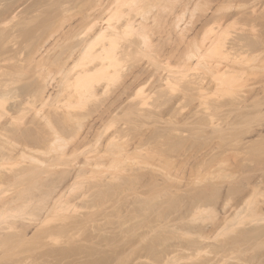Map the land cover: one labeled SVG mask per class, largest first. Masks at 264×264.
<instances>
[{"label": "rangeland", "instance_id": "374dc122", "mask_svg": "<svg viewBox=\"0 0 264 264\" xmlns=\"http://www.w3.org/2000/svg\"><path fill=\"white\" fill-rule=\"evenodd\" d=\"M56 1L65 3L63 5L65 7H72L69 12L73 18L71 21L75 20V23H78L77 18L82 17V14L76 12L83 8V0H0V9L4 10L11 6L9 7L11 11L0 10L2 13L5 12V16L8 11L11 12L8 19L2 21L5 24L2 26L11 33L13 31V34L16 31L17 34L20 28L17 30L16 28L30 21L31 23H28L30 27L34 26L35 30L37 26V29H40L38 25L41 19H49L55 12L58 6ZM209 1L210 9H216L217 16H225L218 21L219 23L217 22L220 25L223 21L222 28L217 26L216 22H211L220 28L219 31V28L217 30L215 27L218 35L215 32H213L215 35L211 34L226 37L227 45L239 39L242 47H238V51H234L235 54L244 55L246 58L252 56L253 61L248 64L240 62L236 64L237 62H233L231 58L229 61L221 58L223 63L220 64L223 66L232 62V66L243 71L235 72L231 83L225 82L218 88L211 87L206 92L189 86L186 79L172 87L156 88V92H152L149 99L154 105L145 109L148 111L141 109L118 114L116 120L113 119L116 124H112L113 120L109 121L113 127L105 125L109 126L108 131H105L107 127L104 126L101 127L103 132L99 130L102 134L100 137L103 138L94 139L92 143L89 141L90 144L86 142L82 145L80 134L75 137V128L66 125V129H69L66 133L63 130L65 137L75 138L73 144L72 142L70 144L74 146L78 143V146L82 147L75 150V154L73 152L72 155L70 153L71 156L68 154L64 160L61 159L62 156L56 155L57 153H54L55 156L51 155L54 161L61 162L62 165L59 167L58 163V166L50 167L56 170L54 174V171L47 169L48 165L44 168L48 161L47 155H44L46 159L42 155L46 160L43 166L38 162L34 163L40 164L39 167L46 169L47 172L51 171V176L55 175L52 178L48 175L51 173L47 174L46 170L42 174H40L42 171L38 173V169L32 165L34 161H31L30 166L37 169L32 172L39 175L37 176L39 183H35L37 179L32 172L30 174L32 173L34 178L29 176V172L25 173V170L19 172V169L26 165L23 168H32L28 167L29 161H22L24 158L18 157L19 155L16 158L14 156L13 160H4L5 162L1 163L2 167L0 166L4 177L8 174L9 179L13 174L15 176L16 172V175L25 173L35 184L44 182L41 187H44L42 189L46 191V193L43 191L46 195L59 186L63 188L62 179L65 177L66 182L69 179L66 174L71 173L73 176L67 183L65 182L66 187L68 186L67 188L64 186L67 189V194L63 195L65 201L61 204L57 201L58 205L57 202L55 204L57 208L50 209L48 213L42 207L40 199L38 200L39 196L48 198V195L45 197L42 192V196L41 187L36 186L38 190L30 178L28 180L25 175L19 174L22 176L21 179L26 180L18 179L16 181L19 182H14L13 176L11 177L13 179L7 180L5 177L6 181H2L5 179L0 174L2 184L0 201L15 196L17 191L23 188H29L27 193L36 195L34 197L36 204L32 203L34 201L31 203L41 204V209H45L44 213L47 214L43 216L40 212L42 218L38 215L41 219L36 220V223L33 218L30 228L25 226L31 224L29 220L32 216L29 217L27 213L26 222V216L20 215V219L25 217V221L22 220L23 230L30 229V232L26 233V229L23 231L20 228L23 235L25 233L28 235L18 243L11 242V236L15 235L13 240L17 241L15 239L19 238L18 234L21 233L15 234L10 230H17L20 220L16 216L22 213L16 214V211L15 216L12 211L10 218L15 216L18 219H11L19 220L18 225L14 222L16 227L10 225L13 229L7 230L11 228L9 223L12 224V221L9 222L10 218L8 221L0 222L4 225L0 228L8 227L0 229V232L11 233L8 239L5 238L9 236L8 233L2 232L4 235L2 233L3 236L0 235V264H264V0ZM53 2L57 4L55 7ZM244 3L247 6H244ZM230 5L231 7L225 8ZM60 7L59 5L58 8ZM32 20H35L34 24ZM13 25L16 27H12ZM197 25L198 33L195 32V37L201 39L203 30L208 25L200 21ZM67 27L70 28V25ZM224 28L225 30H221ZM41 30H37L34 40L38 39L37 34L39 36ZM56 48L51 49L49 54L54 55L61 49L59 46ZM33 71L27 72L32 76L31 80L24 76L30 83L25 79L24 81L29 85L19 84L24 93L27 92L25 90H28V86L32 90L39 85L38 76ZM31 84L36 86L32 87ZM155 84L157 85L156 82ZM18 93L21 94L20 90ZM81 111L85 112L82 109ZM44 127L37 118L35 122L23 125L16 136L27 137L35 142L41 135L39 140L41 138L43 143L48 135L47 128ZM117 127L125 133L127 128L130 129L127 135L122 132L124 136L118 132L120 133L118 137L122 135L125 137L123 139H126L122 141L123 143H130L127 145L128 158H122L115 168L102 167L100 170L94 168L92 164L86 165L83 162L84 158L86 156L93 158L103 147L108 134ZM51 158L48 157L49 161ZM64 164L69 165L67 167L69 170ZM76 167L78 169H74L76 172L72 173V169ZM80 167L84 170H81L82 173L81 171L78 173ZM64 169L67 170L66 173ZM62 171L65 173L63 178L60 176ZM58 175L62 183L57 178ZM45 178L50 180L47 181ZM49 181L55 185L51 191L47 187L48 185L51 187ZM47 182L50 184H46ZM30 184L36 189L30 190L32 188ZM68 184H71V187ZM105 188L109 189V194ZM35 191H39L38 196ZM32 204L30 206L28 204V208L25 206V211H31L29 207L32 206V210L38 214L40 206L38 205L39 208L36 209ZM250 207L257 208L256 216L249 217ZM40 220L43 224L39 222ZM2 237L8 240V245L17 244L8 246ZM1 242H4V245Z\"/></svg>", "mask_w": 264, "mask_h": 264}, {"label": "bare ground", "instance_id": "6f19581e", "mask_svg": "<svg viewBox=\"0 0 264 264\" xmlns=\"http://www.w3.org/2000/svg\"><path fill=\"white\" fill-rule=\"evenodd\" d=\"M82 2L83 10L79 9L78 11L77 9L78 12H76L79 14L81 13L82 17L77 18L78 23H75V20H73V22L71 21L73 18L69 14L72 7H65L63 6L65 3L61 4L62 2L57 3L56 1L58 6L60 5L62 8H58V6L55 10L51 8L55 12H51L52 15L51 17L49 16V19H41V22L38 25V28L40 29H37V26L35 25L38 31L43 28V30H41L42 32L39 33V36L37 34V40H34V38H36V33L38 32L36 29H33L34 26H31L32 28L29 26L30 24L28 23L31 22L28 20V22L16 28V30L20 28L18 30L19 33L17 34H15L16 31L13 34V31L11 33L9 30H6V27L2 26V21L8 19V14L11 13L9 12L11 11V6H9L10 8L7 7L8 9L5 8L6 11L9 10L8 13H6V16L5 9H0L5 11L4 13H2L3 11L0 12V166L1 163L5 162L7 159L13 160L19 155L18 157L28 159L24 160L19 158L22 161H29V163L34 161L32 165L38 169H34V167L30 166V163L28 164V167H32L31 169L23 168L26 167V165L22 167L23 169L20 168L19 172L25 170V173L28 174L29 172L30 174V172H35L37 170L38 173L42 171L40 173L42 174L46 169L39 167V165L41 164V166H43L42 164L48 160L45 163L46 165L44 164V168L48 165L47 169L52 172L54 171V174L56 170H52L50 167L55 165L58 166V163H61L54 161V157L51 158L52 156H55L54 153H57L56 155L60 157L62 156L61 159H65L68 157V154L71 156L73 153H76L78 148L80 149V147H82L78 146V143L74 145L75 147L72 145V141L75 140L74 136H71L72 140L69 139L70 137H65V133L69 129H66V125H68L67 127L72 126L73 129L75 128V134L72 133L75 137L77 134H80V139L83 142L82 145H85L86 142L89 143V141L92 143V140L94 139L97 140L103 138L100 137L102 134L99 132L102 126L105 127V125H111V127H113L112 124L116 122L113 119L116 120L118 114H127L130 113V111L132 112L133 110L141 109L143 111V109L145 110L146 108L148 109L153 106L154 104L151 103L149 99L151 93L156 92V88L172 87L174 84L186 79L189 86L194 88L197 87L202 92H206L211 87L218 88L225 82L231 83L235 72L243 71L241 68L232 66L231 61L228 65L223 66L220 64L223 63L221 58L227 60H230L231 58L233 62H237L236 64L239 62L242 64H248L251 60L253 61L252 56L251 58H246L244 55L239 56L235 54L234 51L241 46L239 43L240 41H238L239 39L237 41L234 40V42L227 45L226 37L223 38V35L221 34L220 36H217L218 32L215 29L217 26H221L220 28L223 26V21H221L220 25L218 24V21L225 16H217V10L210 9L209 0H83ZM53 4L54 7L57 5L55 2H53ZM244 4V6H247L246 3ZM229 7H231V5L226 6L225 8ZM42 16L44 15L42 14ZM33 21L35 20H32V23ZM198 21L208 25V27L203 30L204 32L200 37L201 39L195 37V32H197L198 28ZM211 22L218 23L211 24ZM68 25H70V28L67 27ZM12 27H14V25ZM221 30H225V28ZM213 32L217 33V35L214 36L215 34ZM258 38L260 37L258 36ZM58 46L61 47V49H58L54 55H50V50L53 48L57 49L56 47ZM219 60L221 62H219ZM254 66L255 65H253V67ZM29 71H33L37 74L39 85H33L36 86V89L35 87L33 88L34 90H30L31 88L28 86V90L23 89L27 91L24 93L20 86L22 84L25 86V83H27L26 81H28L24 77L25 75L27 76V79L28 77L29 79L32 77L31 75H28L29 73L27 72ZM24 79L26 81H24ZM229 80L230 82H228ZM30 86H32V84ZM56 87H58L57 91ZM18 90H20L21 94L18 93ZM148 90L150 91L148 92ZM19 97L20 99H18ZM56 98L58 100H56ZM156 103L158 102L156 101ZM87 106L89 107L85 110ZM80 108L85 112L81 111ZM29 115L33 117V120H31ZM34 117H37L41 125H44L47 128L48 135L46 141L45 139L42 141L43 143H41V138L39 140L41 135L36 138L39 141L35 139V142L27 137L21 138L16 136V133L23 127V125H28L31 121L35 122L37 118L35 119ZM111 120H113L112 124H110V122H112ZM107 122H109V124H105ZM108 127L105 131L110 129ZM124 129L126 130V128ZM63 130L65 133H63ZM100 131H102V129ZM126 131L129 132L130 129L128 130L127 128ZM118 132L121 134L123 132L124 135L128 134L120 127H117L115 131L109 133L105 138L103 147L98 150L97 154H94L95 156H93V158L86 156L83 162L86 163V165L92 164V166L94 165V168L97 167L100 168V170L102 167L103 169L118 167L122 158H128L129 149L127 145L130 144L129 142H127L128 144L126 142L123 143L122 141H125L126 139H123L125 138L123 137V134V136L121 135L118 137L120 134ZM117 137L121 141L117 140ZM47 140L49 141L47 142ZM71 142L72 144H70ZM79 143L81 142L79 141ZM42 155H47V159L44 156L46 159L44 160ZM48 157L55 162L54 164L50 159L54 165H52ZM61 159L56 160L61 161ZM35 162L40 164H37L38 166L34 165ZM48 162L51 165H49ZM60 166L62 165L60 164L59 167ZM55 167L54 169H56ZM64 167L67 168L69 165L67 166V164H64ZM82 168L80 167V170H77L78 173L83 170ZM74 169L78 168H73L72 173L76 172L73 171ZM1 170L0 174L2 175L3 172H1ZM67 170H69V168H67ZM67 170L64 169V172ZM51 171H49L51 174H48L49 172H47V170L45 172L52 178L55 175L51 176ZM83 171H81V173ZM64 172L61 175L59 174L61 178L64 177L66 173ZM16 173V177L13 174L15 180L11 178L13 176L10 175V178L13 179L12 181L14 182L18 179L20 181L23 175H25V178H28V180L30 177L34 178L31 175L33 172L29 175L30 177L25 173H19L22 176L19 174L16 175ZM70 174L71 173L68 175L66 174L65 176L70 179L71 176H73V174ZM6 175L7 176L5 177L7 179L8 174ZM79 175L77 174L75 176ZM18 176L21 177L17 178ZM34 176L36 179L37 176L39 177L36 173ZM58 176L57 178L60 181L61 178ZM10 178L7 180H10ZM25 178L21 180H26ZM6 179L2 181H6ZM45 179L50 180L49 178ZM63 179L62 181H64V184L62 181L60 182L66 187V183L69 179L67 182L65 177ZM12 181H10V183ZM38 181L39 180L37 179L35 183H39ZM54 181L53 183H55ZM59 181H56V183L60 184ZM8 182L9 181H7V183ZM31 182L34 183L33 179ZM30 185V187H32L30 190H32L36 186L40 188L41 185H44V182L42 184L40 182V186L38 184H35V187H33L32 184ZM70 185L69 187H71ZM50 186L51 187L48 185L47 187L51 191V188L55 185L53 186L51 183ZM64 186L63 188L62 186H59L61 189L56 187L59 190L54 188L57 193H55L53 189L52 193H48L49 190H47L48 198L42 197L44 193L43 191L45 190L42 189L44 187L40 188V194L43 199L39 198V196L38 200L40 199L39 201H41L40 203H42V207L45 208L48 213L51 211L50 209L57 208L55 207L57 201H60V204L65 201L64 196L67 194L66 188L68 186L66 188ZM72 186L74 187V185ZM113 186L115 187V185ZM39 188L37 189L39 190ZM28 189L23 188L22 190L17 191V194H14L15 196L11 198L9 197L7 200L1 198L5 201H0V222L4 220L8 221L7 219L10 218L12 211L13 214H15L16 211V214L22 213L18 216L15 214L18 218L20 215L26 216L27 213L29 217L30 215L32 216L29 220V222L31 221V224L27 223L29 225H26V222H28V217L26 216L27 220L25 222V227L27 228H30V225H32L33 218L35 219L34 223H36V220L42 218L40 212L42 215L45 214V209H41V204L37 202L38 200L36 201L37 205L32 204L35 203L34 197L36 195L34 196L35 193L32 195L31 193H27L29 192ZM105 190H108L107 194H109V189L105 188ZM35 192L37 193L39 191ZM45 193L44 196L46 197L47 195ZM38 195L39 193H37V196ZM62 196L63 200L61 201ZM30 203L34 205L36 209L39 208V205L41 211L39 210V213L37 214L34 209L32 210L31 206L29 207L31 208V211L26 212L25 208H28V206L31 205ZM56 205H58V202ZM249 209V217L256 216L257 208L250 207ZM38 215L41 218H39ZM15 216L11 218L14 220V218H16ZM21 218L24 219L25 217ZM12 219L9 220V222L12 221V224L7 222L9 223V226L16 227L14 222L17 223L20 220V224L17 223V225H19L16 228L17 230L20 228L23 230V219L19 218L18 221H13ZM23 221H25V219ZM42 221L44 222V219H42ZM39 222L42 223L41 220ZM39 222H37V224ZM1 225L2 224L0 223V226ZM20 225L23 226L21 227ZM6 227L0 229L4 230ZM12 227L7 230L13 229ZM25 229L23 231H25ZM29 230L26 229V233H28ZM10 231L12 233L15 232V234L22 232L21 229L17 232L14 230ZM2 232L5 234L6 231ZM2 232H0V235L3 234ZM6 233H8L9 236L5 238L8 239L11 233ZM26 233L25 235L27 236L28 234ZM21 235L18 234L19 238L15 237L17 238L15 239L17 241L13 240L15 235H13V237L11 236V242H22V239L26 238V236L23 235V233H21ZM20 237L22 238L20 239ZM11 238H9V240ZM3 239L2 241L6 240ZM3 243L1 242V244ZM7 243L8 240H6L5 244ZM17 243H10V245L12 244L11 246H14ZM152 248L154 249V246H152Z\"/></svg>", "mask_w": 264, "mask_h": 264}]
</instances>
